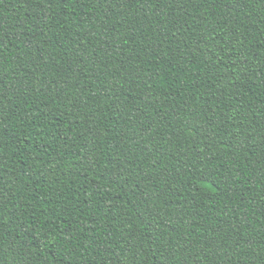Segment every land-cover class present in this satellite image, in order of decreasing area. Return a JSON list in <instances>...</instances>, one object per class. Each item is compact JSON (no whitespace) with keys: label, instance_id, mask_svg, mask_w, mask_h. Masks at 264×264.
I'll use <instances>...</instances> for the list:
<instances>
[{"label":"trees","instance_id":"obj_1","mask_svg":"<svg viewBox=\"0 0 264 264\" xmlns=\"http://www.w3.org/2000/svg\"><path fill=\"white\" fill-rule=\"evenodd\" d=\"M0 264H264V0H0Z\"/></svg>","mask_w":264,"mask_h":264}]
</instances>
